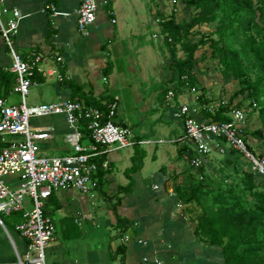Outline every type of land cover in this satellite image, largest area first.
Returning a JSON list of instances; mask_svg holds the SVG:
<instances>
[{
  "label": "crops",
  "instance_id": "obj_1",
  "mask_svg": "<svg viewBox=\"0 0 264 264\" xmlns=\"http://www.w3.org/2000/svg\"><path fill=\"white\" fill-rule=\"evenodd\" d=\"M105 1L108 0H98L97 20L85 37L76 26L80 0H4L10 10L18 9L23 16L18 35L14 38L17 51L21 55H27L33 50L41 53L44 57L42 67L47 71L58 70L65 78L59 82L56 74L49 75L44 77V82L32 88L44 84L52 86L49 88L51 101L43 103L72 100L76 96L72 84L84 87L86 93L91 92L95 97L94 84L100 82L102 76L105 83L110 85L114 64L111 62L112 71L108 78L103 72L111 58L110 47H116L118 39H121L123 19L129 18L128 15L143 20L140 35L143 41L138 49L139 57L142 58L141 52H145L146 47L152 48L147 50L148 55L151 51L157 53L158 45L153 41L151 46L147 36L146 16L143 11H139V0H112V11L109 13ZM48 3L55 6L54 12H44ZM147 5L149 12L155 14V5ZM121 6L130 9L127 15L126 12L125 16L120 12ZM131 9L134 11L131 12ZM6 17L9 21L13 17L12 12L6 14ZM150 30L153 40L160 38L161 42L163 36L160 35V26L159 31ZM0 43V69L8 70L12 58L1 34ZM58 57L62 58V63L57 62ZM166 81L170 83L171 78L168 77ZM177 87L170 84L162 92L161 107L154 109L160 115L158 122L149 128L142 122L135 123L131 117H121L119 106L117 109L115 123L129 127L136 140H163V143L122 150L109 149L105 156L108 168L98 188H93L86 195L77 190L58 191L46 203L45 209L57 229L55 240L47 249V264H156V258L161 264H226L221 248L200 242L196 236V222L189 214H185L187 207L176 195V186L181 185L190 172L185 154L190 152L195 155L192 142L182 140L184 121L178 116L179 109L182 105H188L197 119L209 120L205 105L197 101L191 91V95H187L185 88ZM170 89L176 95L168 103L166 92ZM12 95L7 98L8 101ZM101 96L105 97L104 94ZM38 121H44L43 125L35 124L34 127L53 129L52 138L38 141L40 156L59 157L73 153L66 142V136L71 130L64 116ZM85 143L88 141L85 140ZM217 144L224 151L215 148L213 153L223 154L230 164H241L238 158L243 159L242 155L223 141H217ZM253 150L264 156V146L261 144L258 148L253 147ZM135 155L143 158L135 162L136 171L130 174L133 187L128 194L119 195V189L129 183L126 172L134 165ZM208 157L205 165L208 164ZM255 176L264 186V177L258 174ZM95 180L98 182L99 179ZM95 190L104 199L117 195L123 198L117 207V214L111 210V204L88 202L85 197L92 195ZM110 202L114 203L115 199ZM5 232L0 227V264H19L18 254L23 256L26 253L27 242L18 235L13 240ZM125 236L129 237V241L124 243ZM121 247L125 248L123 263L122 253L118 254Z\"/></svg>",
  "mask_w": 264,
  "mask_h": 264
},
{
  "label": "built area",
  "instance_id": "obj_2",
  "mask_svg": "<svg viewBox=\"0 0 264 264\" xmlns=\"http://www.w3.org/2000/svg\"><path fill=\"white\" fill-rule=\"evenodd\" d=\"M174 8L177 0L168 1ZM105 5L108 1H105ZM55 11L53 4L48 3L44 12ZM99 10L98 0H80L76 12V26L83 36L89 35L90 28L97 20ZM12 12L13 17L7 25L2 16ZM176 15V14H175ZM23 16L18 9L10 10L4 0H0V34L8 48L12 62L9 71L16 76L12 94L20 97L18 105H10L7 99L0 97V226L7 234L9 232L1 217L11 216L15 212L22 214L21 222L15 226V231L27 242V250L23 256L18 254L19 264H47V249L56 237V225L53 219L45 214V206L52 195L58 191L77 190L89 193L97 187L94 176L99 166L108 168V162L102 157L109 149L122 150L148 144H161L163 140H136L129 127L115 123L119 106V98L115 97L108 105V113L99 108L86 105L83 101L61 100L40 105H27V98L34 86L39 83L34 80L37 73L43 77L57 75L59 82L65 80L58 70L47 71L42 67L44 57L37 51L21 55L14 38L18 35L19 25ZM115 23V20H112ZM156 18V23H163ZM62 63V58H57ZM183 80L188 81L185 76ZM189 86V83H187ZM198 101L200 92L196 87H188ZM175 91L170 89L166 94L168 103L175 98ZM223 103H211L204 106L209 113H216ZM53 116H64L71 132L66 136V142L73 153L59 157H45L38 154L37 142L52 138L50 127H34L32 119H42ZM184 121V140L192 142L195 155L185 154L189 167L197 172L205 165L206 158L215 148L223 152L217 141H223L229 147L248 160L250 170L264 177V156L252 151L246 140L245 130L248 117L243 108H233L228 122L199 120L191 112L188 105H182L178 113ZM85 125V126H84ZM88 131V136L83 128ZM24 140H14V137ZM85 140L88 143H85ZM14 177L7 183L6 179ZM16 187V188H14ZM129 241L125 236L123 242ZM156 264H161L155 259Z\"/></svg>",
  "mask_w": 264,
  "mask_h": 264
},
{
  "label": "trees",
  "instance_id": "obj_3",
  "mask_svg": "<svg viewBox=\"0 0 264 264\" xmlns=\"http://www.w3.org/2000/svg\"><path fill=\"white\" fill-rule=\"evenodd\" d=\"M182 2L186 8L194 11L189 22H179L172 16L163 17L164 22L160 23V33L174 58L182 88L199 89L195 75V54L199 44L189 42L192 30L198 26L214 25L207 43L222 67V76L227 80L234 78L239 82L241 90L236 96L247 94L254 107L260 103L259 118L264 127V100L261 101L264 98V0H182ZM112 5V0H108L106 6L108 13L112 11ZM212 35H216L217 39H213ZM178 46L185 51L186 58H177ZM246 63L257 71L255 80L250 77ZM111 71L112 63L109 61L103 72L106 78ZM185 76L188 77V81L183 80ZM44 79L39 73L34 77L38 83L44 82ZM15 82L16 76L13 73L0 69V97L9 98ZM72 88L78 100L108 113V105L112 98L109 96L97 98L91 92L86 93L85 88L78 85L72 84ZM75 97L72 100H75ZM198 101L204 105L210 104L205 88H202ZM233 108L241 107L224 104L214 114L206 112V116L215 122H228L231 120L230 112ZM83 132L88 136L85 127ZM245 135L249 148L254 151L249 143L247 129ZM252 135L263 136L261 130ZM142 158L138 155L133 157L134 165L126 172L130 179L129 183L119 189V195H126L131 191L133 180L130 174L136 171L135 162ZM104 160L105 157L100 159L101 162ZM205 168L204 165L197 172L190 168L182 184L175 188L179 201L187 207L185 214H189L196 222V236L202 243L221 248L226 264H264L262 182L249 169L244 170L242 176L233 180L231 184H224L208 178L205 175ZM105 174V169L100 165L94 176V179H99L97 188ZM119 195L110 197L111 201L115 199L114 203L111 202L114 214H117V207L123 202ZM45 214L48 215L46 209ZM9 217L18 224L21 222L22 214L15 212ZM124 251V247L118 250V254L122 253V263Z\"/></svg>",
  "mask_w": 264,
  "mask_h": 264
},
{
  "label": "rangeland",
  "instance_id": "obj_4",
  "mask_svg": "<svg viewBox=\"0 0 264 264\" xmlns=\"http://www.w3.org/2000/svg\"><path fill=\"white\" fill-rule=\"evenodd\" d=\"M147 3L155 5V14L149 12ZM138 7L139 11H143L146 16L145 23L149 31L147 36L150 38L151 46L153 41H155L158 45L157 53H153L151 51V54L148 55L147 50L150 51L152 48L148 49V47H146L145 52L144 50L141 52L142 58L139 57L138 49H140L143 41L141 38L142 36L140 37V35H142L141 22H143V20L135 18L132 15H128L129 18L125 17L123 19L124 30L121 39H118L116 47H110L109 54H111V58L109 61L114 64L113 74L110 78V85L108 82L105 83L106 81L102 76L100 82H95L94 91L97 98H100L103 94L105 97L109 96L112 99L119 97V114L121 117H131L132 121L135 123L142 122L149 128L158 122L160 115L156 114L154 109H159L161 107L160 99L162 92L170 84L172 86H178L177 88H182L179 72L176 68L174 58L166 46L164 37H162L163 39L161 42H159L160 38L153 40L150 28L153 31H159L160 24L156 23V18L162 19L163 17L174 16L179 22H189L191 17L194 15V11L186 8L182 0H178L177 5L175 6L178 9L177 13H175L174 8L168 1L163 0H139ZM129 10L130 9L125 6L124 8L123 6L120 7V12L122 14L124 13V16L125 12L127 15V11ZM133 11L134 10L131 9V12ZM2 21L5 25H7L8 18L6 15L2 16ZM214 27V25L198 26L192 30L189 37V42L191 44H199V48L195 54V75L199 82L198 90L200 94H202V88H205L207 94L206 97L210 103H223L229 105L230 107L239 105V107L243 108L246 111L249 120L247 132L249 134V141L251 142V145L255 148H258L260 144L261 146H264V127L259 118L260 103L258 102L257 107H254L252 105L253 101L247 98V94H239L236 96V94L241 90L239 82L234 78L228 80L223 78L221 73L222 67L220 66L218 60L214 57L212 49L207 43V40L210 38L208 35L211 34ZM133 31L136 33H132ZM211 37L213 39H217L216 35H212ZM1 44L2 43H0V49L2 47ZM178 48L179 52L177 58H186L185 51L181 48V46H178ZM142 65L143 69L140 67ZM246 65L248 67L250 77L252 80H255L257 77V71L248 63H246ZM105 66L106 64L104 67ZM168 77L171 78L170 83L166 81ZM50 87L52 86L44 84L41 87L32 89L27 98V105H40L43 102L51 101ZM90 87L89 89L91 90ZM185 92L187 95L191 93L188 88H185ZM263 100L264 98H262L261 101ZM8 102L10 105H18L20 103L19 95L13 94ZM38 122V119H32L31 125H43L44 123V121ZM257 130H261L263 136H253L252 134ZM12 139L20 141L24 140V138L20 136ZM238 160H240L241 164L238 162L230 164L223 154L212 153L207 159L208 164L205 165V175L214 181L231 184L233 180H237L242 176V172L247 170L249 165L248 160L245 158H238ZM14 179V177H9L6 179V182L11 183ZM82 194L86 195V193ZM85 198L90 203L111 204L110 196L104 199L101 193L96 190L92 195L88 194ZM109 214L112 216L111 210ZM1 217L9 232V236H12L13 240L17 235L20 236L15 231L17 223L13 220V218L4 215H1ZM0 227L5 232L3 227ZM5 234L7 233L5 232Z\"/></svg>",
  "mask_w": 264,
  "mask_h": 264
}]
</instances>
